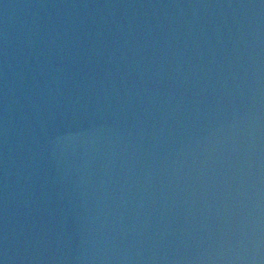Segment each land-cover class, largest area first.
Instances as JSON below:
<instances>
[{
    "label": "water",
    "instance_id": "water-1",
    "mask_svg": "<svg viewBox=\"0 0 264 264\" xmlns=\"http://www.w3.org/2000/svg\"><path fill=\"white\" fill-rule=\"evenodd\" d=\"M0 264H264V0H0Z\"/></svg>",
    "mask_w": 264,
    "mask_h": 264
}]
</instances>
